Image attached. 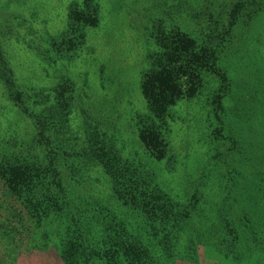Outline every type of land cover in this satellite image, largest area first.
Instances as JSON below:
<instances>
[{
  "label": "rangeland",
  "instance_id": "obj_1",
  "mask_svg": "<svg viewBox=\"0 0 264 264\" xmlns=\"http://www.w3.org/2000/svg\"><path fill=\"white\" fill-rule=\"evenodd\" d=\"M84 4L95 8L91 16L96 23L71 28L72 9ZM217 14L222 18L218 32L210 28ZM160 22L200 41L216 31L215 45H221L217 68L226 77L205 74L200 92L172 107L162 123L168 147L162 161L150 156L137 125V118L148 113L141 80L157 50L152 36ZM0 55L27 96L25 105L16 107L0 77V150L62 154L68 170L81 173L68 192L76 208H88L92 217L90 204L101 205L132 233L149 237L143 216L113 197L110 178L90 159L88 140L95 135L122 159H134L154 173L176 201L200 196L171 256L153 249L155 264H258L254 258L241 262L225 256L229 245L222 240L233 236L222 218L235 208L234 202L224 204L227 169L246 181L253 171L264 176V0H0ZM63 77L76 88L69 120L53 116L45 133L48 144L38 145L31 114L47 113L50 105L43 94H53ZM3 187L0 183V264H65L55 229L36 239L16 224L21 206ZM256 215L260 220L262 215ZM235 227L249 232L243 225ZM243 239V247L251 248L253 240ZM155 240L150 237L151 247Z\"/></svg>",
  "mask_w": 264,
  "mask_h": 264
},
{
  "label": "trees",
  "instance_id": "obj_2",
  "mask_svg": "<svg viewBox=\"0 0 264 264\" xmlns=\"http://www.w3.org/2000/svg\"><path fill=\"white\" fill-rule=\"evenodd\" d=\"M92 8L84 4L81 9H72L70 27L74 28L82 22L95 24L96 18L91 16ZM233 9L231 7L232 16L235 12ZM217 15L210 28L215 27L218 32L222 18L221 14ZM216 31L210 32L208 37L204 36L200 41L174 25L169 27L164 22L157 25V32L152 36L157 50L150 56V67L141 80V91L148 104V113L137 118L140 140L156 160H165L168 155L167 143L162 138V123L165 125L164 121L172 107L182 99L195 97L204 86L205 74L226 79L217 68L219 57L216 50L221 45H215L220 38ZM2 55V83L9 100L16 107L23 106L27 96L20 90L21 83H17ZM55 90L54 95L43 94L42 100L45 99L44 103L50 105L46 109L47 113H36L34 110L31 114L37 129L34 142L38 145L48 144L45 133L53 116L57 114V120H69L76 88L69 78L63 77ZM88 145L90 159L99 164L111 180L113 197L126 208L143 216L150 236H143L146 240L138 237L124 221L101 205L90 204L94 212L92 217L88 216V208H76L68 192L73 179L81 176V173L71 169L69 171L68 165L61 162L62 154H53V151L45 156L30 154L29 151L20 154L0 150V183L6 194L21 206L16 224L35 233L36 239L43 234L44 239L45 231L55 229L57 235L54 238L61 237V258L65 264H93L99 260L107 264H155L156 254L153 249L170 257L183 235L181 233L197 212L199 194H188L185 202L176 201L160 187L154 173L138 166L134 159H122L95 135L88 140ZM227 170L224 174V204L232 207L228 203L234 202L235 208L234 212H227L222 218L225 223L223 227H229L230 235L233 236L222 240L223 244L229 245L224 254L226 257H240L237 260L241 262L254 258L261 264V259H264L261 248L264 228L263 172L253 171L254 177L246 181L244 175H236L230 168ZM257 213L262 215L260 220L255 218ZM236 225L249 228V232L238 231ZM245 236L249 241L253 240L251 248L241 244ZM150 237L156 239V246L151 247ZM256 244L260 250H256Z\"/></svg>",
  "mask_w": 264,
  "mask_h": 264
}]
</instances>
